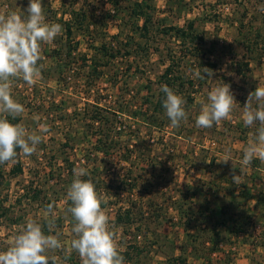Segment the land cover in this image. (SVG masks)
<instances>
[{"label":"rangeland","instance_id":"rangeland-1","mask_svg":"<svg viewBox=\"0 0 264 264\" xmlns=\"http://www.w3.org/2000/svg\"><path fill=\"white\" fill-rule=\"evenodd\" d=\"M87 1V6L96 8L95 14L111 6L108 0ZM81 2L43 0L46 21L60 24L62 33L51 44H41L40 75L34 85L29 86L22 79L11 82V94L25 111L17 120L8 119L28 129H35L38 121L46 124L49 131L30 157L17 150L22 170H12L16 158L0 164V249L7 246L27 218L43 224L41 213L49 204L54 205L57 213L55 231L60 233L59 239L67 244L73 238L67 189L74 178V168L90 169L87 154L94 137L99 135L93 131L100 126L90 119L96 112L90 110V98L96 93L102 99L110 98L113 106L121 107L117 123L121 127V145L110 148L105 155L92 154L97 155L100 166L107 167L101 176L104 183L100 184V195L107 199L102 208L116 231L118 246H139L132 262L127 264H264V162L254 159L253 166L250 164L241 173L239 169L243 149L255 131L243 124V104L259 82L255 78L264 80V0H151L153 25L148 38L133 28L127 2H123L121 18L108 16L104 26L99 22L91 24L90 35L77 34L66 40L59 18L63 11L67 10L63 14L68 15V9ZM28 3L29 0H0V13L22 12ZM94 19L101 22L97 16L91 21ZM189 20L203 35L200 51L204 59L215 63L199 70L202 74L204 67L214 70V80L192 78L197 64L190 56L183 58L174 72L194 82V100L186 109L188 119L180 126L181 131L170 123L149 127L130 108L139 105L148 85L152 91L158 89L157 78L168 62L169 50L178 55L181 49L174 37L164 34L162 27L185 25ZM137 22L140 24L142 18ZM118 31L121 32L116 39L111 37ZM105 33L122 52L102 64L103 73L90 90L83 76L85 62L81 56L92 53L100 35ZM58 47L60 57L70 59L73 65L67 78L58 79L52 65L55 58L46 52ZM126 49L129 54L124 53ZM223 82L231 85L237 102L231 118L219 126L198 128L195 117L199 102L206 100L213 85ZM177 88L180 95L190 89L188 85ZM128 149L132 157L124 160L120 154ZM225 155L236 161L240 185L232 182L231 161L217 163ZM140 167H148L151 177L137 174L132 189L115 191L126 169L138 173ZM156 175L160 176L158 181ZM152 181H157L158 186L145 190L144 184ZM193 189L195 193L190 194ZM132 206L142 208L146 221L117 225L116 213ZM207 206L215 208L211 222L219 217L224 219L219 234L212 238H208V222L201 215ZM181 209L186 213L182 214ZM53 254L61 264H81L75 252L66 259L62 251ZM179 256L184 262L178 261Z\"/></svg>","mask_w":264,"mask_h":264},{"label":"clouds","instance_id":"clouds-1","mask_svg":"<svg viewBox=\"0 0 264 264\" xmlns=\"http://www.w3.org/2000/svg\"><path fill=\"white\" fill-rule=\"evenodd\" d=\"M61 33L60 24L46 21L43 0H29L22 12L0 13V164L13 161L18 155L17 149L26 157L33 155L49 131L46 124L38 121L35 129L12 122L21 117L25 109L13 98L11 82L22 79L29 86L34 85L40 75L41 44H51ZM191 75L194 79L214 80L215 72L204 67L203 74L197 69ZM255 79L259 82L248 94L241 114L244 126L255 131L250 134L239 160L240 173L254 159L264 162V80ZM160 91L164 94L163 108L170 126L180 127L181 122L188 119L184 98L167 84L162 85ZM199 103L195 117L198 128L219 126L231 118L237 104L231 85L226 82L213 85L207 91L206 100ZM229 161L232 162V182L240 185V174H236L234 166L236 161L230 155H225L217 163L227 164ZM73 175L67 189V198L71 201L67 212L72 217L71 232L74 234L71 241L65 244L59 239L60 233L55 231L57 213L54 205L49 204L41 213L43 224L38 219L27 218L7 246L0 249V264H61L60 258L53 254L57 251H62L65 259L72 252L77 253L81 264H124L116 231L102 208L107 199L97 192L91 178H83L89 177L86 168L77 166Z\"/></svg>","mask_w":264,"mask_h":264},{"label":"trees","instance_id":"trees-1","mask_svg":"<svg viewBox=\"0 0 264 264\" xmlns=\"http://www.w3.org/2000/svg\"><path fill=\"white\" fill-rule=\"evenodd\" d=\"M73 1V0H72ZM77 0H74V2ZM110 2V7L105 8V9H100L99 14H95V7L90 8V6H87V0H82V2L77 6H71L70 9H68V15H64L65 11L61 14V17L59 18L62 22L63 29H64V35L66 40L69 38H74L77 36V34L81 35H90V30H91V24L99 22L103 26L106 24V20L108 16L112 17H119L121 18L120 15V10L124 8L122 6L123 2H127V7L126 11H128V16L131 18V24L134 29L138 30L141 35L147 36L148 38V33L151 32L152 25H153V15L151 14V9L152 4L151 0H108ZM86 5H85V4ZM113 10V11H111ZM97 16L98 18H101V22L96 19L94 21H91L92 17ZM138 18H142V22L139 24L137 22ZM98 24V23H97ZM94 27V25H93ZM162 30L164 34L169 35L170 37H174L176 41L179 42L181 49L178 52V55L174 53L173 51L169 50L168 53V62L165 65L163 71L159 74L157 78V83H158V89L156 91H152L150 86L148 85L146 87L145 93L141 95V100L139 102V105L136 107H131L130 111H134V115L136 118L140 117L142 122L147 124L149 127L152 125L154 126L155 124L158 123V126L160 124H167L170 123L168 120V117L165 114V109L163 108V100H164V94L160 91V88L162 85L167 84L169 87L173 88L174 91H176L177 86H180V89L183 86L188 85L190 89H187L185 92H181V95L184 100H185V110H188V107L194 100V90L192 87L194 86V82L191 78L187 77V79H183V74L180 73H175L174 70L177 67L181 66V61L183 58H186L190 56L194 62H196L198 69H201L204 65L208 66H214V62H209L208 59H204L203 57V52L200 51V44L201 41L204 40L203 35L199 33L194 26V22L192 20H189L185 25H166L162 27ZM121 31H118L117 33L112 34L111 37H114L115 39L118 37L119 33ZM118 40V39H117ZM97 41L95 38L93 43ZM67 42V41H66ZM98 45L95 47V50L90 53H83L82 54V60L85 62L84 63V68L82 71L85 73L83 74L84 79L87 80L86 82L91 88L96 86L97 79L101 76L103 73V67L102 64H105L107 61H111L115 56L121 55V50L114 43V41L110 38H107L106 33L103 35H100L98 39ZM76 44V41L74 42ZM127 46V45H124ZM123 50V49H122ZM49 56L52 58H55L53 68L54 71L56 72L58 79L67 78L69 76V70L72 69L73 65L71 63V60L68 58H61V54L59 52V47L58 48H52L49 51H46ZM129 49H126L124 51L125 54H129ZM191 62V61H190ZM244 64H247L246 62ZM184 67V65H182ZM39 67V63H38ZM82 68V67H81ZM42 69V67H41ZM76 69V68H75ZM186 80V81H185ZM178 89V88H177ZM129 93V92H128ZM184 93L186 95H184ZM133 96V94H131ZM110 98H103L97 96L95 93L92 95L90 98V110L91 111H96L95 113L92 114L90 117L92 122H97L100 123V126L98 125V129L94 132V135L97 133L99 134L98 136H95L91 145H90V154H87V160H90V169L87 171L89 172V177H83L84 179L91 178L93 183L96 186L97 192L100 194L101 192V187L100 184L104 183L103 173L105 172V165H101L98 162L97 155L92 154L93 152H98L102 153L105 155L108 153V150L110 148H117L121 145V140L118 138L121 133H120V125L118 123V114L121 113V107H115L113 106V103H111ZM130 106V105H129ZM123 110V109H122ZM186 110V111H187ZM100 111V112H99ZM102 111H104L102 113ZM19 119L17 117L15 120ZM183 124V121L181 122V125ZM180 125V126H181ZM184 128V126H183ZM92 131V130H91ZM181 131V127L179 129ZM96 132V134H95ZM150 134V133H149ZM142 140V139H139ZM146 140L143 138V141ZM18 150V149H17ZM131 149H128L127 151H124V153L120 154L124 158V160H129L132 156H130ZM90 155V157L88 156ZM211 162L214 164L213 159ZM254 164V163H253ZM253 164H251L253 166ZM155 165V163H153ZM149 168L148 167H140L137 169L135 173L134 169H126L124 174H122L116 183V190H130L134 187L136 184L135 179L140 175V177H151L152 171H147ZM13 171H20L22 170L21 164L19 160L16 158V161L12 167ZM136 175V176H135ZM155 180L158 181L160 176H154ZM152 180V179H151ZM154 181V180H153ZM150 182V183H145L144 184V189L147 190L148 188H153L157 187L158 183L156 182ZM150 188V189H151ZM196 189L190 190V194L195 193ZM259 195L260 200L263 201V196ZM134 201V200H133ZM136 202V201H134ZM132 205V204H131ZM105 204H102V207H104ZM207 208V211H202L201 215L205 216V221L206 223L208 222V226L206 229V232L209 233L208 238H212L213 235H218L219 234V226L224 222V219H214L213 222H211V217H213V214L215 212L214 207H205ZM204 209V208H203ZM182 214H185L186 212H183ZM144 211L142 210L141 207L138 209L135 207H125L123 210H120L116 213L114 217V222L117 225H132L135 222L140 223V220H145V216L143 215ZM211 223H210V222ZM198 231L201 228V223H197ZM139 228V227H138ZM206 228V227H205ZM47 232V231H46ZM203 232V231H202ZM203 235L202 233H200ZM204 237L207 235H203ZM209 240V239H208ZM215 240V239H214ZM129 244V245H128ZM127 246L124 245L123 247L118 246L119 251L121 255L124 257V263H130L133 260V256L136 252H138L139 246L135 243H128ZM132 244V245H131ZM215 247H211V250H214ZM71 258V257H70ZM178 261L184 262V258L179 256Z\"/></svg>","mask_w":264,"mask_h":264}]
</instances>
